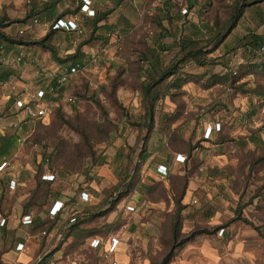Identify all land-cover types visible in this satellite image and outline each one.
I'll list each match as a JSON object with an SVG mask.
<instances>
[{
	"label": "rangeland",
	"instance_id": "obj_1",
	"mask_svg": "<svg viewBox=\"0 0 264 264\" xmlns=\"http://www.w3.org/2000/svg\"><path fill=\"white\" fill-rule=\"evenodd\" d=\"M43 1L46 0H0V18L7 19V32L27 40L45 37L51 25L34 22L36 16H31L34 5ZM84 1L89 4L88 14L97 8L112 11L108 22L122 23L110 34L102 30L92 34L82 14L74 19L79 20L82 28L70 38L75 40L74 47L89 40L83 46L87 54L86 67L65 81V89L57 103L53 101L50 115L32 123L28 131L20 132L26 141L19 156L25 153L31 163H36L38 156H50V174L56 176L52 179L54 187L62 191L70 189L71 193L75 190L79 196L88 178L98 183L94 198L81 203L94 215L70 234H64L57 247L52 248L53 253L61 250L59 255L64 253L86 264H110L118 259L120 251L106 254L104 250L88 247L90 238L99 236L106 241L111 237L119 239V247L125 248L124 258H128L123 264H264V97L256 92L264 90V70L257 71L252 65L256 60L261 62L264 55L246 59L240 48L226 55L224 45L213 50L217 30L202 26V34L194 33L191 37L199 40L209 63L200 66L196 62H185L181 65L180 71L191 73L194 80L187 82L181 91L173 90L174 95L159 101L154 126L158 130L164 128L162 131L172 149H182L187 144L176 132L169 137L173 128L182 124L187 127L184 135L199 145L206 137L207 127L215 128L217 122L221 125V135L213 138L217 141L221 137L227 139L222 142L221 154L211 147L214 155L194 165L196 196L190 198L187 205L181 203L180 235L174 240L177 207L166 200L151 213L153 215L149 214L144 203L142 168L138 163L147 134L146 126L141 123L145 99L142 82L148 72L142 58L158 53L162 68L177 61L176 50L157 47L159 43L173 41L171 36L161 37L158 21L153 19L164 0ZM185 1L174 0L187 8ZM258 1L245 2L264 9V4ZM76 2L79 0H61L58 8L73 11ZM224 3L217 1V6L203 12L205 0H198L191 11L183 14L197 23L206 18L211 21L216 16H221L223 22L228 14L220 10L225 7ZM86 8L83 6L82 10L85 12ZM257 17L248 8L232 36H242L248 31L264 33V25H258ZM184 29L190 34L194 28L189 24ZM100 34L106 35L107 41L96 37ZM69 43L64 33L47 41L55 47L60 58L65 57ZM36 49L38 51L32 53V50L18 47V51H13L6 59L0 58L7 62L5 68L15 70V78L26 83L25 87L15 90L13 98H31L40 85L58 72L50 51L41 46ZM214 74L228 79L213 84L217 81L212 78ZM164 84L166 82L162 86ZM208 84L211 85L207 87ZM7 112L17 117L25 116L18 107L8 110L0 102V118L9 116ZM166 113L177 119L159 121V118H167ZM252 137L258 141H253ZM19 156L16 159L22 162L23 157ZM128 158L130 163L125 168L123 163ZM103 160L108 165L96 166V162ZM118 168H122L123 184L121 180L115 181L114 171ZM130 174L137 176L140 182L122 202L112 204L110 199L117 192L116 188H125L128 184L125 177ZM36 182L38 179L31 178L27 188H35ZM157 195H163L161 189L157 190ZM131 199L134 202L131 203ZM129 203L136 206L134 212L126 210ZM46 225L51 226V222L47 221ZM9 231L12 236L5 234L2 240L10 242L11 248L27 233L16 227ZM0 264H4L3 261L0 260Z\"/></svg>",
	"mask_w": 264,
	"mask_h": 264
},
{
	"label": "trees",
	"instance_id": "obj_2",
	"mask_svg": "<svg viewBox=\"0 0 264 264\" xmlns=\"http://www.w3.org/2000/svg\"><path fill=\"white\" fill-rule=\"evenodd\" d=\"M198 0H186L185 5H187V12L191 11L193 9V6L197 4ZM217 1L220 3L221 1H225V7H220L221 11L224 13H228L225 20L221 21V16H216L212 18L210 21L206 18V21L202 20L201 23H197L191 20L187 19V15H184L182 13L183 5H180L179 2H174V0H164L163 4L158 7L159 14L154 17L153 19L155 21H158V26L161 30V37L171 36L173 37V41L168 44H161L159 43L157 45L161 47L162 50H176V57L177 61L175 64L171 63L165 67H161L160 65V58L159 54H152L151 56H144L142 59L145 61L146 66L145 69L148 70L147 76L142 82V92L144 95V101H143V116L141 123L142 125L146 126V136L144 139V147L142 149V153L140 154V159L143 157L144 153L147 149V140L149 135L151 134L152 130L154 129L155 125V113L157 111L158 103L161 99H165L167 96L174 95L173 90H182L183 86L190 81L194 80V77L191 73H185L183 70L180 71V66L183 65L185 62H196L200 66H204L209 63L207 62L208 58H204L205 51L203 50L202 46L199 45V40H195V37H191L194 33H201L203 32V27H210L213 30H217L215 33V43L213 50H216L221 45H224L226 47V55H229L230 52L233 50H237V48H240L244 50L243 58L246 59H253L259 57L258 55L262 54L264 55V33H258L256 31H248V33L240 36L238 34H234L232 36V33L234 32V29L240 24V21H243L244 14L246 13V10L248 8H251L253 12L256 14V17L258 18V25L262 26L264 25V9L263 8H254V4L251 2H245L246 0H205V4L203 5V12L209 11V8L217 6ZM61 0H46L43 1L41 4L37 5L35 4L33 9L34 11L31 13L32 17L36 18L34 19V22L37 21H43L48 22L51 25V30L45 35V37L40 39H33V40H27L23 37H16L9 34L6 30V27L8 26V23L6 22V18L1 17L0 18V58L1 56L8 55L15 51L18 47H23L24 49H33L37 48L39 46L47 49L50 51L52 57L55 59V62L58 64V72L49 80L50 84L53 88H57L60 91H63L65 89V83L59 84V78L63 75V73L67 70H70L73 66L79 65L80 67L86 65V58L87 54L83 50V46L89 42L85 41L82 43H79L77 46L74 47L75 40H71V36L76 31H81V25L78 22H76L74 19H77V16L82 14V17L86 20V25L88 28H90L91 33H98L99 31H105L104 34L108 32L110 34L111 32L116 31L122 22H115L111 23L108 22L109 15L112 11H103L102 9L98 8V10L95 12L93 10L92 14H88L87 10L85 12L82 10L83 6L89 4L86 3L84 0H79L76 8L72 10H60L58 8L59 3ZM258 2H261L264 4V0H259ZM91 3V1H90ZM256 3V2H255ZM40 6V7H38ZM38 9V10H37ZM213 9V8H212ZM224 9V10H222ZM219 10V11H220ZM42 11H45L47 14L44 15ZM202 11V10H201ZM217 11V10H215ZM43 15L45 17H43ZM73 18V19H70ZM74 20L75 28H66V27H55V24L58 22V20H65L69 21ZM124 22H127V20L124 18ZM191 24L194 28L190 34H186L185 27L187 25ZM225 28H224V27ZM31 27V25H30ZM218 28H221L219 30ZM223 28V30H222ZM225 29V30H224ZM126 30V29H124ZM23 31H21L22 33ZM64 33L65 36L69 39V47L66 50V54L64 58H60L57 55L55 47L52 45L54 44H47V41L51 38H55L58 34ZM104 34L97 35L98 38H104L105 41H107L106 35ZM107 34V35H108ZM231 36V38H229ZM199 39V38H198ZM73 48V49H72ZM72 49V50H71ZM211 51H207L209 53ZM161 57V56H160ZM248 57V58H247ZM23 58H21L22 60ZM261 62H253V67L257 69V71L264 70V56L260 60ZM5 64L1 61L0 62V81H6L8 80L12 75L15 74L14 69L5 68ZM214 80H217L216 82L213 81V84L215 83H223L227 81V76H223L221 74H214L212 77ZM211 78V79H212ZM236 80V79H235ZM164 86H162V84ZM211 85L208 84L207 87ZM257 94L259 96L264 97V90H256ZM59 97V96H58ZM58 97L54 99H58ZM9 107L15 103V98H12L9 100ZM8 109V108H7ZM167 118H164L162 121H174L177 119V116H173L171 114H165ZM107 117V116H106ZM31 118V117H30ZM34 119V118H31ZM29 125L24 124L22 131L26 132L28 131ZM262 129V128H261ZM216 129H212L210 135L212 132ZM220 130V129H219ZM218 130V131H219ZM21 135V133L17 130H14L10 133H7L4 135L0 141V156L6 155L11 153L16 148V141L18 137ZM205 137L207 140H210L211 136ZM209 138V139H208ZM221 142H225L227 139L224 137L220 138ZM256 139V140H255ZM253 141H258L257 138L252 137ZM44 160L47 161L50 164V156H45ZM164 165V164H163ZM167 166V165H166ZM168 168V167H167ZM168 173V172H167ZM130 177H133V174L126 175L125 181H128L125 188H116L117 192L114 193L113 197H111L110 202L112 204H117L119 201H121L125 195H127L130 191H133L136 184L140 182V180L137 181V179L134 177V179H130ZM137 177V176H136ZM122 184L124 182H121ZM41 187L40 183L37 185L38 192L39 188ZM133 189V190H132ZM53 190V189H52ZM49 193V188H46V195ZM36 194V193H35ZM36 201V200H35ZM180 205L181 200L180 197L176 198V207H177V221L176 224L173 226V239L176 240L180 235ZM136 209V206L133 205ZM88 208L84 207L82 209L77 208V202L75 199H71L68 206V221L67 223H63V226L61 227V231L64 234H70L72 230H75L79 227V225L85 221H87L91 215H94V213L90 214L88 212ZM112 211V209H111ZM134 212V211H133ZM32 216V215H31ZM58 214L56 215V217ZM72 217H76L75 223H72L68 226L69 219ZM36 224V218L32 216V223ZM46 222H42L41 224H38V227H40V231H46L48 233V227L44 228ZM68 226V227H67ZM71 226V227H70ZM43 227V228H42ZM43 250L41 249L39 253H41ZM38 253V254H39ZM37 254V255H38ZM54 253L51 251L48 254L49 256H53ZM66 256H70L65 254Z\"/></svg>",
	"mask_w": 264,
	"mask_h": 264
},
{
	"label": "crops",
	"instance_id": "obj_3",
	"mask_svg": "<svg viewBox=\"0 0 264 264\" xmlns=\"http://www.w3.org/2000/svg\"><path fill=\"white\" fill-rule=\"evenodd\" d=\"M97 10L98 8L94 11L96 12ZM17 49L16 51H18ZM29 50H32V53H36L38 51L36 48ZM9 55L10 54L1 56V59L2 57L6 59ZM19 58L21 59V57ZM3 63L6 64L7 62L3 61ZM14 75H12L6 81H0V102H3V107H5V109L8 108V110H12L14 106L17 109L15 103L9 107L8 102L13 98L12 96L14 93H16L15 90L18 91L20 87L26 86L25 82L18 80ZM10 83L11 89L7 91L8 85ZM53 101H56L57 103V99ZM159 105L160 104L158 103L157 110L159 109ZM11 113L12 112H7L9 116L0 118V141L4 135L14 130L18 129L19 132H22V128L25 123L30 127L32 123L38 122L37 120L31 119L26 115L17 117ZM159 121H162L161 118H159ZM162 129L164 130L162 127L160 130L154 127L147 140L148 146L146 152L144 153L143 157L138 160V163H140V167L142 168V170H140L143 177L142 179L145 182V184H142V188L145 192L144 203L146 207L149 208L150 215H153L151 213L157 210V208H159L162 203H166V200H168L172 206H175L176 198L180 197L181 203L187 205L190 198H194L196 196L195 187L197 182L195 178L196 172L193 169L194 165L198 164L199 162H206V160L209 159L212 154L214 155V152H211V147H215L214 151L217 152V154H221L222 152H220V150L223 146L221 141H217L213 138L220 136V131L214 130L211 134L212 137H210V140H207L205 137H203L199 145L194 142L193 138L190 140V138H187V136L184 135V133L187 131V127H185V124H182L176 128H173L169 137H171V135L176 132L180 138L187 140V144L182 149H172L169 147V144L166 140V134H164ZM20 139L23 140L22 143L19 142ZM25 141L26 137H23L21 133L16 141V148L11 153L0 156V162L4 157L10 159L11 161L10 167L5 171L0 172V218H6V224L0 227V260L3 261L4 264H20V261L23 262V264H31L30 262L36 258L41 249H47L49 252H51L52 248L57 247L63 236V234H60V231L63 223H67V219L70 215L68 214L70 200L72 198L75 199L77 202V208L82 209L85 206L81 205V192L86 191L89 195V198L91 199L94 198L93 192H97L95 189H97L98 183H93L94 181L92 178H88V181L81 188L79 196L76 195L77 192L75 190L73 193H71L70 189L62 191L60 187H54L53 185L55 182H52V179L43 178V175L50 174L52 172L49 170V163L44 160L45 156H38L36 163H31L25 153L19 156L21 147L24 145ZM177 154L184 156L185 160L183 162L177 161ZM18 156L21 158L23 157L22 162L16 159ZM129 163L130 160L128 158V160L123 163L125 168ZM160 164L167 165L168 174L162 175L158 172L156 167H158ZM97 165L104 167L108 164L105 160H103L101 162H96V166ZM120 165L122 164L120 163ZM121 169L122 168H118L117 171H114L116 182H119L120 180L122 182L121 178L123 175L121 174ZM54 170L55 169H53V172ZM148 176H150V178ZM134 177H130V179L132 178L133 180ZM26 178H28V180ZM31 178H34L35 180L38 179L36 184L38 185L40 183L41 185L38 192H36L37 185L33 189L27 188V183H30ZM11 180L15 181V187L13 189L10 188ZM46 188H49V193L47 195L45 194ZM158 189H161L163 192V195L160 197L157 195ZM135 191L138 192L137 190ZM57 200L64 202V208L58 213V216L56 217L50 214V209ZM131 200V203L134 202V199ZM136 201L138 202L137 199ZM120 202L122 201H119L116 205H118ZM24 214H30L34 216L36 218V224H23L21 222V218ZM47 221L51 222V226L44 224V228L48 227V234L43 235L40 231V227H38V224ZM14 227L22 231L27 230V233L25 232L24 235L14 243L13 248H11L10 242L6 241V243L2 239L5 234L7 237H11L12 235L10 233L12 232L9 230ZM18 242L24 243V249L21 251L16 250V244ZM60 251L61 250H57L54 252V254L58 256ZM117 251H120V253L116 261L119 264L125 263L128 260V258L127 260L124 258L125 248L123 246H118L116 252Z\"/></svg>",
	"mask_w": 264,
	"mask_h": 264
},
{
	"label": "built area",
	"instance_id": "obj_4",
	"mask_svg": "<svg viewBox=\"0 0 264 264\" xmlns=\"http://www.w3.org/2000/svg\"><path fill=\"white\" fill-rule=\"evenodd\" d=\"M86 10L89 9L88 5H86ZM93 12V11H92ZM187 9L184 7L182 8V13H186ZM74 22L72 20L65 21V20H58V22L55 24V27H66V28H75ZM86 65L80 67L79 65L73 66L70 70H67L63 73V75L59 78V84L65 83L66 80L70 78L71 75L75 74L76 72L84 69ZM50 81L47 83H44L40 85V87L36 90V92L32 95L31 98L21 97L15 99V105L20 110H23L25 112V115L27 117L34 118L37 121L43 120L46 116L50 115L52 113V107H53V100L54 98L58 97L60 95V91L57 88H53L52 85H49ZM215 125V128L212 126H208L206 129V137L210 135L212 129L219 130L221 128V125L219 122H217ZM20 143L23 142L22 139L19 140ZM176 160L183 162L185 160V157L181 154L176 155ZM11 165L10 159L4 157L0 162V172H3L7 170ZM157 170L162 175H166L168 172V168L166 165L160 164L157 167ZM55 176L53 174H45L43 175L44 179H53ZM15 187V181H10V188L13 189ZM81 200L87 201L89 199V195L86 191L81 192ZM64 208V202L63 201H55L53 206L50 209V214L52 216H56L62 209ZM126 210L131 213L135 211V208L133 205H127ZM76 217H72L69 219L68 226L72 223H75ZM21 222L23 224H31L32 223V216L30 214H24L21 218ZM6 224V218L2 217L0 218V227L4 226ZM67 226V227H68ZM43 235L48 234L46 231H42ZM60 234H63V232H60ZM119 239L116 237H111L109 240H104L102 237L94 236L91 237L88 241V246L91 249H97V250H104V253L106 254H113L116 252L118 246H119ZM24 249V243L18 242L16 244V250L21 251ZM50 252L46 249L43 250L41 253H39L34 261L31 264H86L83 263V261H79L75 258H71L70 256H64V253L62 255H53L49 256L48 254ZM110 264H119L116 260H113L110 262Z\"/></svg>",
	"mask_w": 264,
	"mask_h": 264
}]
</instances>
